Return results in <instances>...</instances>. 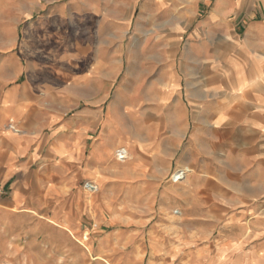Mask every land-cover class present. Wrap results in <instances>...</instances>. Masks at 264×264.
Here are the masks:
<instances>
[{"label":"crops","instance_id":"1","mask_svg":"<svg viewBox=\"0 0 264 264\" xmlns=\"http://www.w3.org/2000/svg\"><path fill=\"white\" fill-rule=\"evenodd\" d=\"M129 3L139 5L141 19L125 49H120L119 33L127 38L132 20L120 23V15L135 13L130 8L122 14L119 0H110L109 7L84 3L74 35L62 33L64 13H41L16 52L27 62H0V215L26 223L28 237L34 222L53 218L50 231L65 234L42 242L53 256L79 261L96 254V226L84 225L90 211L102 207L100 195L90 198L83 186L92 178L105 196H118L119 190L134 195L136 188L150 195L148 179L157 177L148 173L170 176L173 167L176 171L188 164L192 192L215 197L209 174L216 175L230 207L255 201L256 212L264 211V0ZM92 25L94 33H88ZM136 55L138 67L154 66L159 75L141 88L140 77L131 83L127 78L133 87L127 89L129 103L121 115L133 140L141 132L162 131L160 123L140 126L131 119L139 115L140 94H150L164 104V129L172 135L157 161L152 157L134 166L138 172L120 178L111 171L118 166L105 161L121 147L118 143L127 141L118 125L119 78L124 56L133 62ZM185 85L189 121L183 109ZM109 101L110 119L101 131ZM72 108L78 114L56 131L62 135L55 144L61 155L52 161L47 129ZM189 130L190 147L196 151L190 161L176 151ZM142 145L129 146L132 157L155 153L156 144L143 138ZM87 231L92 233L89 240L83 236Z\"/></svg>","mask_w":264,"mask_h":264},{"label":"rangeland","instance_id":"2","mask_svg":"<svg viewBox=\"0 0 264 264\" xmlns=\"http://www.w3.org/2000/svg\"><path fill=\"white\" fill-rule=\"evenodd\" d=\"M129 2L130 0H119L122 14L130 11V8L135 13L133 17L120 15V23H125L128 18L132 20L130 35L124 38L123 32L119 33L120 49H125L131 44L133 30L141 19L139 5L132 6ZM84 3L89 7L104 4L109 7L110 0H0V62H11L13 59L27 62L19 52L16 56V52L24 44L23 37L26 34L29 35L32 21L41 13H64L65 28L62 33L64 36L74 35L79 30L75 23L80 21L79 15ZM90 21L95 22V18ZM93 26L88 27V33L89 31L94 33ZM137 60V55L133 62L124 56V67L120 70L119 89L122 107L118 108L120 119L118 125L119 127L122 125L120 134L127 135V141L118 143L117 147L121 146L119 149L124 147L129 150V146L138 145L141 148L144 138L156 144V148L154 154L141 151L145 154L143 157L135 154L125 161H119L118 157L116 158L117 150L115 153L110 152L105 163H115L118 168L114 167L111 171L119 173L120 178L134 171L138 172L134 166L143 162L148 163L152 157L157 161L162 155L163 148L169 147L168 140L172 135L164 129L165 118L162 117L164 104L151 98L150 94H140L141 99L136 102L139 115L132 116L131 119L134 120L132 122L135 125L140 126H154L160 123L163 125L162 131L141 132L133 140L131 127L127 125L126 117L121 115L126 114L129 103L126 99L127 89L133 87L127 84V78L131 83L132 80L140 77L141 88L144 85L149 87L159 75V70L154 66L138 67ZM188 89L189 86L185 85L183 109L188 113L189 121L191 104L186 99ZM163 99L164 97L160 100L163 101ZM111 103L112 101H109L105 104L100 123L101 131L105 129L110 119L106 112ZM77 114V108H72L64 117L58 118L52 126L48 127L51 144L48 155L52 161L60 159L61 155V150L56 149L55 144L62 135L56 131L62 126L64 120L76 117ZM183 135V142L181 146H177L176 151L179 154L182 153L184 160L190 161L196 154V151L190 147V130ZM93 144L94 140L90 141L88 151H91ZM174 168L170 176L168 173L165 175H160L159 172L148 173L150 177H157L148 179L151 182L150 195H142V191L136 188L134 195L122 194V190H119L118 196L117 193L114 194L116 196H105L100 191V184L97 181L94 182V178H92L93 181L83 183L87 190H89V183L98 186L96 191H99L98 193L93 194L90 190L88 192L91 194L90 198L100 195L98 198L102 203V207H98V212H94L92 209L94 206L90 208L92 217H86L88 221L84 224L89 227L95 225L94 232L98 233L95 235L97 237L96 254L90 259L73 261L47 252L46 245L42 242L62 238L65 235L62 230L50 231L48 225L53 224V218L34 222L32 224L34 232H31V237H28L26 223L24 225L20 221L13 223L6 219V214H1L0 264H264V211L256 212V202L240 208L230 207L228 198L217 186L221 184L218 177L210 174L209 178L214 180L211 186L214 185L215 197L192 192V167L183 164L182 168H178V170L187 168L190 170L187 178L179 182L172 180V176L178 172ZM134 181L138 185L139 181L137 179ZM210 191L212 192V189ZM238 209H242V212ZM75 236L78 239L81 237ZM83 236L89 240L92 233L87 231Z\"/></svg>","mask_w":264,"mask_h":264},{"label":"bare ground","instance_id":"3","mask_svg":"<svg viewBox=\"0 0 264 264\" xmlns=\"http://www.w3.org/2000/svg\"><path fill=\"white\" fill-rule=\"evenodd\" d=\"M117 151H118V154L117 155L115 154V155H116V158L118 157L119 161H125L128 158H131V153L127 148L123 147L122 149H119ZM117 151H115V152H117ZM187 169H182L176 173V174H180L178 177L179 179H181L180 181H182V179L184 180L185 178H187L188 172L190 171Z\"/></svg>","mask_w":264,"mask_h":264},{"label":"built area","instance_id":"4","mask_svg":"<svg viewBox=\"0 0 264 264\" xmlns=\"http://www.w3.org/2000/svg\"><path fill=\"white\" fill-rule=\"evenodd\" d=\"M178 171H180V170H178ZM179 175H180V174L173 175V176H172V180H173L174 182H179V181L181 180V179L178 178ZM88 189H89L90 191L96 192V191L98 190V186H97L96 184H94V183H89V184H88Z\"/></svg>","mask_w":264,"mask_h":264}]
</instances>
